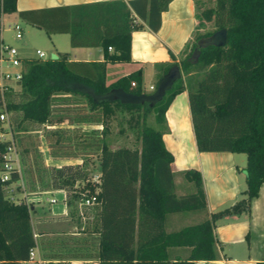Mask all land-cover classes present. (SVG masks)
<instances>
[{
	"label": "trees",
	"instance_id": "obj_1",
	"mask_svg": "<svg viewBox=\"0 0 264 264\" xmlns=\"http://www.w3.org/2000/svg\"><path fill=\"white\" fill-rule=\"evenodd\" d=\"M168 1L95 0L23 9L17 15L47 35L66 33L70 46H100L104 54L110 46L112 53L105 58L127 61L130 31L142 22L156 30ZM194 2L200 7L194 30L209 20L212 28L195 33L188 52L175 63L178 76L152 104L142 88L140 68L105 83V58L74 61L67 60V53H58L55 58L20 59L18 88L4 91L2 100L25 188L62 189L68 215H74L75 222L80 221L77 200L94 195V203L83 208L86 218L90 216V229L85 221L84 235L49 238L56 245L49 256L93 257L98 264H190L214 259L216 219L248 211L250 199L264 182V0ZM0 7L15 11V0H0ZM217 29L225 32L222 44H197ZM169 65L162 66L157 82ZM181 89L187 93L196 149L245 155L242 196L216 211L206 210L199 170H172V155L161 130L146 123L151 112L155 125L162 124L169 101ZM116 91L135 99L124 101L113 94ZM116 109L126 114V125L133 129L138 145L108 146V122ZM61 122L66 125L60 126ZM81 124L100 127L83 129ZM40 134L49 157L79 162L44 165L36 147ZM5 144L0 141V153ZM87 160L97 161L98 181L90 179ZM18 178L14 169L9 179L0 181V264H21L34 246L29 203L3 194L2 185ZM92 231L97 233L94 244L88 236ZM255 264H264V259Z\"/></svg>",
	"mask_w": 264,
	"mask_h": 264
},
{
	"label": "crops",
	"instance_id": "obj_2",
	"mask_svg": "<svg viewBox=\"0 0 264 264\" xmlns=\"http://www.w3.org/2000/svg\"><path fill=\"white\" fill-rule=\"evenodd\" d=\"M88 1L95 0H15V11L4 12L0 7V43H7L3 42L2 33L9 29L11 22L17 23L18 18L19 22L25 23L17 15L19 10ZM196 22L194 0H169L160 12V23L156 30H151L142 22L141 27L130 31L127 61L105 58L112 53V48H106L104 54L100 46H70V44L64 51L50 50L45 57L50 53H55L56 56L58 53H67V60L74 61H101L105 58V83L140 68L142 88L150 96L156 91V76L162 66L170 64L166 72L175 67L180 50L185 41L190 39ZM28 26L33 27L31 24ZM17 54L19 59L36 57V54L25 55L19 50ZM0 68H4L2 63ZM86 125L93 128L97 126L96 124L80 126ZM156 126L161 130L164 146L172 155L171 169L199 170L208 212L222 209L242 196L245 186L244 153L196 149L185 89L174 94L164 111V122ZM64 160L70 159H54L48 156L51 165L54 164L53 162ZM19 175L18 180L8 183V189H3V194L11 200H23L29 203V221L36 255L46 263L59 261L60 264H98L93 257L67 258L64 253L60 257L49 256L56 247L49 243V238L59 235H84L86 232L83 231V224L85 221L88 222L87 218L90 216L86 218L84 215L83 218L80 217L79 222H75V216L68 215L62 189L29 191L24 186L20 168ZM49 198L54 200L50 202ZM172 222L176 223V216H172ZM213 232L218 240L217 258L193 260L190 264H255L256 261L264 259V182L260 183L257 194L250 199L247 212L221 216L214 222ZM96 235L94 231L88 233L93 244ZM48 248L51 250L47 251Z\"/></svg>",
	"mask_w": 264,
	"mask_h": 264
},
{
	"label": "rangeland",
	"instance_id": "obj_3",
	"mask_svg": "<svg viewBox=\"0 0 264 264\" xmlns=\"http://www.w3.org/2000/svg\"><path fill=\"white\" fill-rule=\"evenodd\" d=\"M211 1L212 0H204V4L210 5ZM199 10H200V7H195L196 13H198ZM17 19L16 21L18 25H21L20 26L21 37L16 38L13 35L14 31L12 30L11 25H10L13 22L9 24V27H8L9 29L4 31L2 33V36H3V42H7V44L15 47L22 54L34 56L35 55L34 50L40 49L45 53V55H48L50 50L64 51L68 48L69 40H68V35L66 33H52V34L47 35L43 31V29L37 28L35 26L31 28L30 26H28L29 25L28 23L26 22L21 23ZM4 27H6V24H4ZM211 28H212L211 20L204 21V27L197 28L196 30H194L190 39L187 40L188 42L186 46L179 53L178 57L184 56L188 52L189 45L193 41H195L194 39L195 33L201 32L206 29H211ZM6 86H7L6 90H14L18 88L17 81H9ZM125 119H126V114L123 112V110H119V109H116L115 116L110 118L108 122V132L106 134V141L110 148H114L116 146H123V145L124 146L138 145V140L135 137V133L132 128L126 125ZM146 123L156 127L155 122L153 120V114L151 112L146 115ZM59 125L65 126L66 124L64 122H61ZM68 126H72V125H68ZM99 127L100 126L97 125L94 128H99ZM82 128L91 129L93 127L86 125V126H83ZM23 139L25 142H27L29 138L25 134L23 136ZM36 144H37L36 147L38 151H40L42 155V160H43L44 165L46 166L51 165L49 164L50 162L48 161V155H47L48 147L46 145V142L44 141L43 134L39 135L36 141ZM76 162H79V159L74 158L68 161L67 160L56 161V162H53L54 163L53 165L59 166L62 163H76ZM84 163L86 167L88 168L90 178H92L95 174H97L98 169L96 167V164H97L96 160H94L93 164H91V162H89L88 160L84 161ZM18 167H20L19 164H18ZM87 227H90V223L87 224Z\"/></svg>",
	"mask_w": 264,
	"mask_h": 264
},
{
	"label": "built area",
	"instance_id": "obj_4",
	"mask_svg": "<svg viewBox=\"0 0 264 264\" xmlns=\"http://www.w3.org/2000/svg\"><path fill=\"white\" fill-rule=\"evenodd\" d=\"M11 28L14 31V36L19 38L21 36V31L18 23H12ZM107 49H111V47L107 46ZM34 52L36 57L45 58V54L42 50L35 49ZM0 63H2L4 67L0 68V141L6 142L3 151L0 153V181L4 182L9 179L10 172L12 170L15 169L19 173L18 152L15 143L14 132L8 123L7 113L3 109L4 103L2 100V95L7 88V83L9 81H17L22 73L20 59L18 57L16 48L7 43H0ZM97 177L98 174H95L90 179L93 181H98ZM8 183H4L2 185V189H8ZM48 200L52 202L54 199L49 198ZM93 203L94 195L84 196L78 199L76 202L78 215L83 218V208ZM21 264H46V262L36 255L34 246H32L28 250L27 258L23 260Z\"/></svg>",
	"mask_w": 264,
	"mask_h": 264
},
{
	"label": "water",
	"instance_id": "obj_5",
	"mask_svg": "<svg viewBox=\"0 0 264 264\" xmlns=\"http://www.w3.org/2000/svg\"><path fill=\"white\" fill-rule=\"evenodd\" d=\"M224 39H225L224 30L217 29L209 36L198 39L197 44L204 45V44L212 43V44L220 45L224 42ZM49 57L55 58L56 54L50 53ZM177 76H178V72L176 66L174 68H170L166 73H164V75L157 82L156 91L152 95L150 96L148 95V97L146 98L147 100H150L149 103L152 104L155 100L157 101L158 99H160L164 91L171 85L172 81ZM113 94L124 101H132L135 99L132 96L124 95L118 91L114 92Z\"/></svg>",
	"mask_w": 264,
	"mask_h": 264
}]
</instances>
